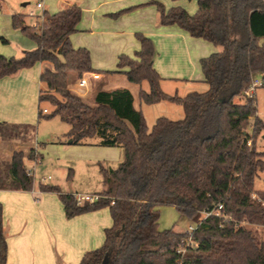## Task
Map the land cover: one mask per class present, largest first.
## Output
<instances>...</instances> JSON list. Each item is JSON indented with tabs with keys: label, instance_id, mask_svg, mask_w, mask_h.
Returning <instances> with one entry per match:
<instances>
[{
	"label": "trees",
	"instance_id": "trees-1",
	"mask_svg": "<svg viewBox=\"0 0 264 264\" xmlns=\"http://www.w3.org/2000/svg\"><path fill=\"white\" fill-rule=\"evenodd\" d=\"M197 2L194 14L180 6L167 9L157 0L150 3L157 6L160 24H178L216 47L200 61L205 92L166 93L154 67V42L143 33H137L141 47L134 57H119L114 72L133 83L148 81L149 90L139 92L143 102L169 100L184 108L183 118L158 117L151 130L128 88L100 90L94 104L69 89L71 73L80 78L95 70L89 49L74 47L70 39L82 18L80 4L45 11L33 25L23 13L12 17L13 27L33 38L37 47L20 57L0 54V79L36 62L48 63L40 80L63 99L41 90L40 102L49 101L55 109L44 113L40 108L39 118L59 116L69 125V144L97 138L98 145L123 148L118 166L100 164L105 188L97 201L79 204L59 185L40 184L42 191L59 194L67 218L110 209L113 225L105 229L104 244L87 251L80 264H264V235L258 237L249 227L264 226V190L255 189L264 172V151L256 148L264 120L255 96L246 95L256 75L264 86V0ZM241 96L245 101L237 102ZM20 129L35 131L32 125L0 122V136H21ZM33 186L22 151L0 162V189ZM219 205L221 215L203 217ZM160 206L175 207L196 229H160ZM7 256L0 202V264L7 263Z\"/></svg>",
	"mask_w": 264,
	"mask_h": 264
},
{
	"label": "crops",
	"instance_id": "crops-1",
	"mask_svg": "<svg viewBox=\"0 0 264 264\" xmlns=\"http://www.w3.org/2000/svg\"><path fill=\"white\" fill-rule=\"evenodd\" d=\"M148 1L94 0L90 3L91 6L87 7L86 1L83 0L84 8L91 12V19L89 26L83 29L80 28L79 22L77 31L70 36L71 42L74 47L89 49L93 68L96 66L108 70L98 71L94 68V71L84 73L88 80L84 87H79L78 82L75 83V73H71L70 87L76 86L74 90L77 95L80 97L88 95L91 100H94L100 90H107L108 75H120L127 78L124 73L114 71L118 69L120 55L134 57L135 52L140 49L141 44L137 33H143L154 42L157 52L154 67L162 77L161 86L166 93L179 94L180 84L184 85L193 81L197 75L199 61L208 56L209 50L200 53L197 47L203 38L193 37L178 24H160L157 6ZM162 1L167 9L180 6L190 14H194V11L198 9V2L197 7H192L185 0ZM38 2L43 3L40 8L45 7L43 0ZM70 4L71 2L67 0H61V9ZM123 10L125 11L119 17H112L114 13ZM16 13H19L17 8L6 5V0H0V54L8 55L6 57H10L14 50L2 45L1 38L5 34L10 35L21 49L36 46L25 39L18 40V35H11V32L13 33L12 17ZM42 15L39 17L41 20ZM26 23L32 25L27 21ZM17 31L21 32L19 29ZM47 65L48 63L39 61L15 75L0 79V122L28 124L34 128L40 123L39 110L44 103L39 99L41 90L44 88L40 75ZM93 74H98L99 77L95 78ZM126 80L130 83L128 78ZM143 82L137 92L139 99L140 90L148 91L150 88H146ZM131 84L132 82L121 88H128L135 102ZM141 107L142 104L137 109L143 112ZM62 142L63 140H59L57 143L62 144ZM32 150H34L33 156L29 158ZM19 151L24 153L26 168L31 167L33 162L39 161L34 159V153L38 154L40 159L43 156L33 135L27 140L21 136L10 138L0 136V162L10 161L14 153ZM114 152L119 154V151ZM27 171H30L34 177L30 169ZM0 202L3 204V227L8 242L6 264H80L87 251L104 244L105 229L113 225V218L108 207L67 218L59 194L42 191L35 185L32 190L0 189Z\"/></svg>",
	"mask_w": 264,
	"mask_h": 264
},
{
	"label": "rangeland",
	"instance_id": "rangeland-1",
	"mask_svg": "<svg viewBox=\"0 0 264 264\" xmlns=\"http://www.w3.org/2000/svg\"><path fill=\"white\" fill-rule=\"evenodd\" d=\"M38 1L39 0H6V5L12 8H17V10H19V13L25 14L27 17L26 21L32 25L37 21H41V18L39 17L45 11H47L48 13H55L59 11L62 6L61 0H43L45 7L38 8ZM67 1L71 3L76 2L80 4V6H82L83 8L82 19L80 21V28L83 29L86 28V26H89L91 12L90 10L84 8L83 0ZM85 1V6L88 7L91 6L90 3H93L94 0ZM157 1L163 3L162 0ZM185 1L189 6L192 5V7H197V0ZM148 2L150 3L151 0H149ZM23 3H27V5L23 6ZM196 11H194V13ZM32 12L34 13L33 15ZM117 13L119 12L114 13L112 17L117 18L123 14L120 13L117 15ZM14 29L12 27V36L18 35V40L25 39L26 41H29V43L35 44L36 46L34 48L37 47V43L33 38H31L27 34H24L21 30V32H19L17 31L18 29ZM3 36L4 37L2 38L7 39L8 41L4 42L1 38L2 45L9 46L14 50V53L9 55L10 57H20L22 55V52L34 49H21L20 45H17V43L10 37V35L5 34ZM200 43L201 44L197 46L200 53H205L207 50H209V55L215 50V46L208 40L201 39ZM94 68L98 71L108 70L101 69L96 66H94ZM75 77V83H77L79 77L77 76V74H75ZM126 79L127 78H125V76L108 75L106 89L113 90L116 88L125 87L126 84L130 85L131 82L129 83ZM261 82V76L256 75L254 79L256 87L253 95L257 99L258 116L264 120V86L261 85ZM131 85L132 87H130L133 89L136 98L134 104L136 108H140V104H142L141 109L143 110L145 122L150 130L152 129L158 117L165 116L174 120L181 119L184 117L185 111L182 105L171 102L169 100H162L161 102L155 104H147L145 102H142L138 97L137 92L140 88V84L132 82ZM143 85L148 88V81H144ZM74 88H76L75 85H72V87H70L69 85V89L71 90V92L77 95ZM37 89L39 91V86ZM207 89L208 85L204 81V74L199 61L197 75H195L193 81L187 82L184 85L180 84L178 92L180 96H185L187 93L192 91L205 92ZM42 90L44 93H54L57 98L63 99L61 95L49 90L46 87V84H44V88ZM82 98L88 101L89 103L94 104V100H91L88 95L83 96ZM36 100H38V97H36ZM236 101L244 102L245 97H237ZM41 108L48 109L49 112H52L55 109V105H53L49 101H45L41 104ZM68 129L69 125L63 122L59 116H55L50 119L41 118L40 123L38 125H35V131H33L32 133L25 129L19 130L18 133L25 140H27L31 137V135H33V138H35V141L38 142V147L40 148V152L43 155L40 159L39 155L34 153V159L39 161L33 162L31 167L27 168L30 169L34 174V185L35 187L40 188L41 183H48L50 185H59L61 189L67 193H80L83 195H101V191H103L105 185L103 181V174L100 170V164H104L105 166L111 167L118 166V164L123 160V148L119 146H117L119 148H115L112 146L98 145L94 143L97 138L88 140V144H69L68 139L64 134V132H66ZM248 131L251 132V127L248 129ZM59 140H63L62 144L57 143ZM256 148L258 150L264 151V131H262L259 137L257 138ZM114 151H119V154H115ZM70 169H72L71 177H69ZM255 189L264 190V172H261L260 176L256 180ZM254 196L258 197L256 194H254ZM159 210L161 212V217L159 220L160 229H169L175 227V229L177 230L188 231L190 226H195V223H193L192 221L181 217L179 212L173 206H160ZM249 227H251L255 231L258 237H263L264 226Z\"/></svg>",
	"mask_w": 264,
	"mask_h": 264
},
{
	"label": "built area",
	"instance_id": "built-area-1",
	"mask_svg": "<svg viewBox=\"0 0 264 264\" xmlns=\"http://www.w3.org/2000/svg\"><path fill=\"white\" fill-rule=\"evenodd\" d=\"M37 6L40 8L43 6V3L42 2H38L37 3ZM93 77L97 78L99 77L98 74H93ZM88 80L86 78L85 75L81 76L79 78V81H78V86L79 87H84L86 86ZM255 87H256V83H254L247 91H246V95L248 97H252L254 96V92H255ZM44 113H48V109H43ZM37 161V160H36ZM28 173L31 175V172L28 171ZM74 198L77 200V202L79 204H83L85 202H94V201H97L99 198H100V195L98 194H95V195H83V194H80V193H76V194H73ZM223 208V205H219L216 209H214L213 211H208V212H204L203 213V217H208V216H211V215H221V209ZM196 229V225L195 226H190L189 229H188V232H192ZM191 242V241H190ZM184 251V250H183Z\"/></svg>",
	"mask_w": 264,
	"mask_h": 264
}]
</instances>
